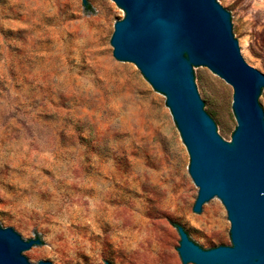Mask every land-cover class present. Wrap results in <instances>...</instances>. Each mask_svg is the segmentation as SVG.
<instances>
[{
	"label": "rangeland",
	"instance_id": "374dc122",
	"mask_svg": "<svg viewBox=\"0 0 264 264\" xmlns=\"http://www.w3.org/2000/svg\"><path fill=\"white\" fill-rule=\"evenodd\" d=\"M0 0V222L48 249L52 264H183L177 223L211 250L232 246L220 202L199 188L167 105L140 69L118 61L125 12L112 0ZM247 59L264 73V0H223ZM227 143L234 90L199 69ZM177 222V223H176Z\"/></svg>",
	"mask_w": 264,
	"mask_h": 264
},
{
	"label": "water",
	"instance_id": "95a60500",
	"mask_svg": "<svg viewBox=\"0 0 264 264\" xmlns=\"http://www.w3.org/2000/svg\"><path fill=\"white\" fill-rule=\"evenodd\" d=\"M112 1L125 12L115 25L114 56L136 65L167 97L199 188L194 211L211 213L209 207L223 202L231 222L232 246L211 250L176 222L183 264H264V73L247 59L239 19L223 0ZM85 3L90 21L101 18L92 12L94 0ZM199 69L234 90L238 126L231 144L210 115ZM45 249L44 241H28L0 222V264H36L30 256Z\"/></svg>",
	"mask_w": 264,
	"mask_h": 264
}]
</instances>
